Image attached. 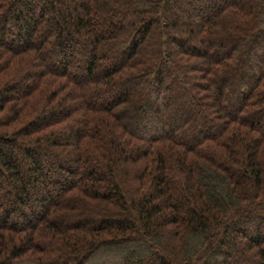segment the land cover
Masks as SVG:
<instances>
[{"label": "trees", "instance_id": "1", "mask_svg": "<svg viewBox=\"0 0 264 264\" xmlns=\"http://www.w3.org/2000/svg\"><path fill=\"white\" fill-rule=\"evenodd\" d=\"M263 226L264 0H0V264H264Z\"/></svg>", "mask_w": 264, "mask_h": 264}, {"label": "rangeland", "instance_id": "2", "mask_svg": "<svg viewBox=\"0 0 264 264\" xmlns=\"http://www.w3.org/2000/svg\"><path fill=\"white\" fill-rule=\"evenodd\" d=\"M178 6V5H177ZM180 6V5H179ZM184 7V6H183ZM263 228H264V226H263Z\"/></svg>", "mask_w": 264, "mask_h": 264}]
</instances>
